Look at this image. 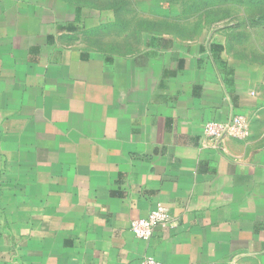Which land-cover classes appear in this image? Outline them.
<instances>
[{"label":"crops","instance_id":"0c3cea01","mask_svg":"<svg viewBox=\"0 0 264 264\" xmlns=\"http://www.w3.org/2000/svg\"><path fill=\"white\" fill-rule=\"evenodd\" d=\"M102 20L0 0V264H264V13L256 52L239 22L121 49ZM236 114L247 138L204 134ZM157 203L173 224L138 238Z\"/></svg>","mask_w":264,"mask_h":264},{"label":"rangeland","instance_id":"374dc122","mask_svg":"<svg viewBox=\"0 0 264 264\" xmlns=\"http://www.w3.org/2000/svg\"><path fill=\"white\" fill-rule=\"evenodd\" d=\"M78 1L101 12L104 23L98 30L99 35L107 40L115 39L117 45L110 46L121 49L137 43L150 33L159 31H171L184 38L199 37L207 26L221 19L239 22L236 31L243 35V41L247 45L251 41L247 24L252 17L264 13V0ZM251 42L253 45L250 48L256 52L254 40ZM262 44L264 46V42ZM259 53H262L260 48Z\"/></svg>","mask_w":264,"mask_h":264},{"label":"built area","instance_id":"2783aa9c","mask_svg":"<svg viewBox=\"0 0 264 264\" xmlns=\"http://www.w3.org/2000/svg\"><path fill=\"white\" fill-rule=\"evenodd\" d=\"M204 132L216 142H220L226 137L247 138L250 134L249 120L242 114H236L226 121L211 120L205 123ZM172 224L173 218L169 209L164 204L157 203L147 217L132 220L130 228L138 238L149 240L158 226L169 227ZM138 264L163 263L153 256H145Z\"/></svg>","mask_w":264,"mask_h":264}]
</instances>
